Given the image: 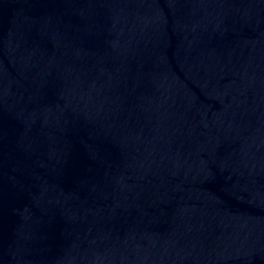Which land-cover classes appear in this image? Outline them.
Here are the masks:
<instances>
[{
  "label": "water",
  "instance_id": "95a60500",
  "mask_svg": "<svg viewBox=\"0 0 264 264\" xmlns=\"http://www.w3.org/2000/svg\"><path fill=\"white\" fill-rule=\"evenodd\" d=\"M0 264H264V0H0Z\"/></svg>",
  "mask_w": 264,
  "mask_h": 264
}]
</instances>
